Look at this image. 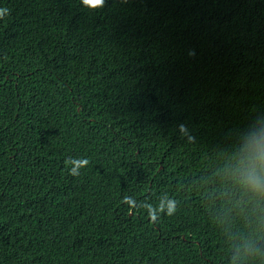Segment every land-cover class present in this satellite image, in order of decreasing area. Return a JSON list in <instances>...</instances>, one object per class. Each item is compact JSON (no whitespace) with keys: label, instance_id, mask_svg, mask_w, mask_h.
Masks as SVG:
<instances>
[{"label":"trees","instance_id":"obj_1","mask_svg":"<svg viewBox=\"0 0 264 264\" xmlns=\"http://www.w3.org/2000/svg\"><path fill=\"white\" fill-rule=\"evenodd\" d=\"M0 10V264H264V0Z\"/></svg>","mask_w":264,"mask_h":264},{"label":"clouds","instance_id":"obj_2","mask_svg":"<svg viewBox=\"0 0 264 264\" xmlns=\"http://www.w3.org/2000/svg\"><path fill=\"white\" fill-rule=\"evenodd\" d=\"M105 0H98L93 6L103 7ZM4 15V11L0 10V18ZM181 127H186L181 125ZM190 139H195V137H190ZM252 159L254 161V166L252 170L247 173V179L245 181L248 189L254 193L257 197L264 199V148L257 146L254 150ZM71 175H77V171L70 172ZM178 200L171 195H163L159 197L153 204L145 205L147 209V214L145 219L150 223H156L157 218L161 216L164 212H168L167 217L171 218L175 213V208H178ZM136 206H132L131 210H135Z\"/></svg>","mask_w":264,"mask_h":264},{"label":"snow or ice","instance_id":"obj_3","mask_svg":"<svg viewBox=\"0 0 264 264\" xmlns=\"http://www.w3.org/2000/svg\"><path fill=\"white\" fill-rule=\"evenodd\" d=\"M88 2L90 3V4H95V3H97L98 2V0H88Z\"/></svg>","mask_w":264,"mask_h":264}]
</instances>
